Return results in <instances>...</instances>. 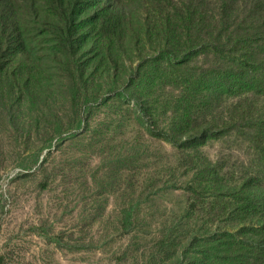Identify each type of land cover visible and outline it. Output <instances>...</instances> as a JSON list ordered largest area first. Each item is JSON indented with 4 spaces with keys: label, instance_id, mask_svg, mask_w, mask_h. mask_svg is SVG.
Wrapping results in <instances>:
<instances>
[{
    "label": "trees",
    "instance_id": "trees-1",
    "mask_svg": "<svg viewBox=\"0 0 264 264\" xmlns=\"http://www.w3.org/2000/svg\"><path fill=\"white\" fill-rule=\"evenodd\" d=\"M101 108L122 188L184 199L146 264H264V0H0V131L53 153Z\"/></svg>",
    "mask_w": 264,
    "mask_h": 264
},
{
    "label": "rangeland",
    "instance_id": "rangeland-1",
    "mask_svg": "<svg viewBox=\"0 0 264 264\" xmlns=\"http://www.w3.org/2000/svg\"><path fill=\"white\" fill-rule=\"evenodd\" d=\"M101 111L95 141L72 140L53 153L33 137L23 146L0 131V264H146L143 247L159 225L148 224L145 212L184 199L170 192L137 199L122 188L125 176L110 168L123 161L111 162L109 154L126 144ZM232 140H210L206 147ZM126 229L133 231L124 235Z\"/></svg>",
    "mask_w": 264,
    "mask_h": 264
}]
</instances>
